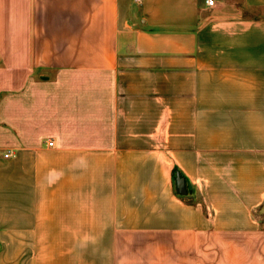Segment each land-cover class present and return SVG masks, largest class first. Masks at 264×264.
Segmentation results:
<instances>
[{
    "label": "crops",
    "instance_id": "crops-1",
    "mask_svg": "<svg viewBox=\"0 0 264 264\" xmlns=\"http://www.w3.org/2000/svg\"><path fill=\"white\" fill-rule=\"evenodd\" d=\"M46 73L45 131L0 102V264H264V0H0V94Z\"/></svg>",
    "mask_w": 264,
    "mask_h": 264
},
{
    "label": "rangeland",
    "instance_id": "rangeland-1",
    "mask_svg": "<svg viewBox=\"0 0 264 264\" xmlns=\"http://www.w3.org/2000/svg\"><path fill=\"white\" fill-rule=\"evenodd\" d=\"M44 77H40V75H35L33 77V84L29 85L27 88H24L22 91H14L11 94H8V92H2L0 94V102L6 97H14L16 102H25V100L28 102L30 108L32 109L33 116V122H34V130L35 133H41L42 131H45V93L50 92L51 90L46 91L45 90V82L47 84H52L55 87L57 86L58 82H71L73 81V77L67 76V75H60L58 73L43 74ZM17 110V108H15ZM23 112H27L23 110ZM24 127V123H23ZM0 129L8 132L12 135V132L14 131L13 127L9 125L8 123H0ZM47 139L48 141H52L53 139L45 138L43 137V140ZM176 177V175H174ZM257 216L260 218V220H264V211H259L257 213Z\"/></svg>",
    "mask_w": 264,
    "mask_h": 264
},
{
    "label": "water",
    "instance_id": "water-1",
    "mask_svg": "<svg viewBox=\"0 0 264 264\" xmlns=\"http://www.w3.org/2000/svg\"><path fill=\"white\" fill-rule=\"evenodd\" d=\"M176 183H177V192L180 195H186L187 189H186L185 179L181 177L179 173L177 174V177H176Z\"/></svg>",
    "mask_w": 264,
    "mask_h": 264
},
{
    "label": "built area",
    "instance_id": "built-area-1",
    "mask_svg": "<svg viewBox=\"0 0 264 264\" xmlns=\"http://www.w3.org/2000/svg\"><path fill=\"white\" fill-rule=\"evenodd\" d=\"M136 2H138V3H141L143 0H135ZM206 3H207V5H209V6H214L215 5V0H206ZM54 142H52V141H50L49 143H48V145L49 146H54ZM11 157H13V153L12 152H8V153H6L5 154V158L6 159H9V158H11Z\"/></svg>",
    "mask_w": 264,
    "mask_h": 264
}]
</instances>
